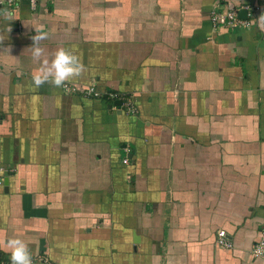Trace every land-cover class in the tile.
<instances>
[{
  "label": "crops",
  "instance_id": "crops-1",
  "mask_svg": "<svg viewBox=\"0 0 264 264\" xmlns=\"http://www.w3.org/2000/svg\"><path fill=\"white\" fill-rule=\"evenodd\" d=\"M220 1L253 0H16L0 16V259L19 236L33 264H264L249 254L264 34L212 27ZM35 27L42 59L80 58L75 91L35 87Z\"/></svg>",
  "mask_w": 264,
  "mask_h": 264
},
{
  "label": "clouds",
  "instance_id": "clouds-1",
  "mask_svg": "<svg viewBox=\"0 0 264 264\" xmlns=\"http://www.w3.org/2000/svg\"><path fill=\"white\" fill-rule=\"evenodd\" d=\"M0 16L7 21L12 20V13L7 9H0ZM10 26L7 31H10ZM5 37L0 35V42ZM48 38V33L42 27H35V35L31 37L32 59L38 64L36 70L32 73V80L37 88L45 85H52L57 88L63 87L84 73L85 66L80 58L71 50L59 47L51 55V59L43 58L45 49L41 47V41ZM7 249L10 253V264H33L31 251L28 243L19 236H10L6 240ZM257 256L264 255V246L255 250Z\"/></svg>",
  "mask_w": 264,
  "mask_h": 264
},
{
  "label": "built area",
  "instance_id": "built-area-1",
  "mask_svg": "<svg viewBox=\"0 0 264 264\" xmlns=\"http://www.w3.org/2000/svg\"><path fill=\"white\" fill-rule=\"evenodd\" d=\"M32 4V0L30 2ZM226 1H220L213 4L210 8L209 20L212 27H224V28H246L255 29L261 34H264V0H253L246 4H237L235 6L226 5ZM0 5L5 6L9 12L15 9L16 0H0ZM243 9L245 11L244 17L237 16V10ZM63 90L75 91L76 87L72 85H65ZM84 93L91 97H99L100 92L96 91L93 85L86 86ZM111 98L116 97V94L109 93ZM130 111H133L130 109ZM124 151H128L124 148ZM128 158L124 156L121 160L122 163H126ZM214 242L219 247L230 248L232 246L231 241L226 237V233L223 229H218L215 233ZM264 246V216L263 221L259 224L257 234L249 247V254L252 258H259L264 262V255L257 256L255 250ZM0 264H10V260L0 259Z\"/></svg>",
  "mask_w": 264,
  "mask_h": 264
},
{
  "label": "water",
  "instance_id": "water-1",
  "mask_svg": "<svg viewBox=\"0 0 264 264\" xmlns=\"http://www.w3.org/2000/svg\"><path fill=\"white\" fill-rule=\"evenodd\" d=\"M244 15H245V11L243 9L237 10V16L238 17H244Z\"/></svg>",
  "mask_w": 264,
  "mask_h": 264
}]
</instances>
